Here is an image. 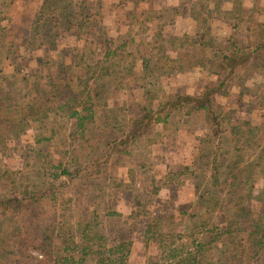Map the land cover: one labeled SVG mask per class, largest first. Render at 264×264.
Instances as JSON below:
<instances>
[{
	"label": "trees",
	"instance_id": "trees-1",
	"mask_svg": "<svg viewBox=\"0 0 264 264\" xmlns=\"http://www.w3.org/2000/svg\"><path fill=\"white\" fill-rule=\"evenodd\" d=\"M224 1L217 0V8ZM120 12L123 18L116 14L123 21L116 16L115 22H122L125 27L123 37L104 38L101 58L83 60L81 56L86 64L83 67H57V79L50 69H45L44 76L38 75L37 70L32 79L14 74L0 82V157L10 155L11 138L25 132L33 122L46 123L48 115L58 114L70 123V131L65 129L60 133L59 127L52 128L38 140V154L49 156V162L36 171V183L23 181L20 189L7 187L12 180L3 183V188L9 190L0 193V218L6 219L0 236V264H139L130 261L131 241L107 242L103 224L119 213L102 214L100 204H92L87 214H77L72 226L61 209L68 210L75 204L77 185L98 179L106 165L120 160L116 159L117 155L133 152L152 131L158 135L170 129L176 117L178 121L201 122L206 143L212 139L231 142L237 159L221 173L216 153L212 151L208 181L218 197L206 207L209 215L199 216L202 226L206 224L207 231L201 237L205 241L194 238L195 243L190 244L188 238L192 233L185 237L186 241L180 240L184 235L164 231L163 215H148L142 237L145 244L153 241L159 251L149 258L157 262L146 261V264H202L204 243L212 245L211 248L219 246L222 254L229 252L233 261L230 264H254L253 260L261 252L264 254V204L252 194L249 180L257 177L254 174L257 170L264 174V87L250 93L246 84L251 73H264V31L256 34L254 31V38L247 41L234 31L223 41L214 42L206 39L208 28L205 27L197 38L185 35L181 41L185 49L176 51L174 59L155 48L164 55L162 63L158 60L161 56L151 59L155 54L151 42L157 44L164 34L163 26L156 33L150 32L151 25H158L157 16L150 15L149 9L134 12L121 8ZM193 12L198 18L196 11ZM131 23L140 27L137 34ZM138 34H142L139 36L144 45L139 50L134 42ZM118 49L133 56L132 59H137L135 56L140 51L141 67L138 70L132 67L133 60L118 67L119 60L112 61ZM194 67L208 74L198 89H193L195 85L170 87L159 97L144 85V79L150 82L157 75L168 78L172 70L183 72ZM110 87L119 93L133 89L142 92L141 101H122L125 119L120 125L113 123L112 112L106 109L104 89ZM96 88L103 90L97 92ZM231 89L238 98L243 93L250 94L255 108L261 111L260 122L237 118L234 108L220 104L219 96L230 97ZM112 128L116 131H111ZM108 131L116 135L105 139L100 148L98 144L107 138ZM53 153L58 154L57 159H51ZM4 173H0V179H4ZM217 205L227 214L219 223L214 217ZM69 214L72 215L70 211ZM188 216L185 220L192 223ZM196 226V233L203 231L199 224Z\"/></svg>",
	"mask_w": 264,
	"mask_h": 264
},
{
	"label": "rangeland",
	"instance_id": "rangeland-1",
	"mask_svg": "<svg viewBox=\"0 0 264 264\" xmlns=\"http://www.w3.org/2000/svg\"><path fill=\"white\" fill-rule=\"evenodd\" d=\"M220 7L217 8V0H0V82L5 78L11 79L14 74L32 79V74L38 73L37 70L40 72L38 75L44 76L45 69H50L57 79V67H83L86 64L82 63L81 56L83 60L101 58V41L104 38L116 40L123 37L125 27L122 22H115L116 16L123 21L121 8L133 9L134 12L149 9L150 15L157 16L159 26L151 25L150 32L156 33L163 26L161 30L164 34L157 44L151 42L150 47L155 53L151 59L154 60L161 56L155 48H160L165 56L174 59L176 51L185 49L181 45L185 35L197 38L205 27L208 28L206 39L214 42H221V37H228L234 31L245 41L254 38V31L255 34L259 30L264 31V0H225ZM115 10L122 18L114 13ZM193 11H196L198 18L193 16ZM131 26L137 34L140 27L134 23ZM142 34L135 36L137 50L144 46L140 41ZM138 54L135 56L137 59H132L133 56L118 49L112 61L119 60L118 67H123L133 60L132 67L138 70L141 67ZM158 60L163 63L164 55ZM113 67L117 66L113 64ZM166 77L157 75L150 82L144 79V85L148 90L156 91L160 97L168 87L176 89L195 85L193 89H198L197 86L207 80L208 74L194 67L186 68L183 72L172 70ZM165 82L168 84L165 85ZM246 87L250 93L263 88L264 73H251ZM96 90L101 92L103 89ZM105 90L106 109L112 112L113 123L120 125L125 119L122 101H141L142 92L133 89L119 93L112 87ZM231 91L230 97L219 96L222 98L220 104L234 108L237 118L252 123L260 122L261 111L255 108L250 94L246 92L238 98L236 94L234 96V90ZM176 119L170 129L158 135L154 131L148 134L147 139L136 146L133 152L117 155L116 159L120 160L106 165L98 179L90 184L77 185L75 204L70 205L68 210L61 209L67 214L72 226L75 225L77 214H87L92 204H100L102 214L119 213L116 218L104 222L102 229L105 230L107 242L112 241L109 244L121 240L131 241L129 258L134 263L157 262L149 258L158 253V247L153 241L145 244L142 237L149 214L163 215L164 231L184 235L180 240L186 241L185 237L192 233L188 238L190 244L195 243L194 238L205 241L201 237L207 231L206 224L202 226L199 216H208L210 211H206V207L211 206L218 197L206 179V167L209 166L212 151L216 153L221 173L237 159V153L228 140L214 139L207 143L203 140L201 122ZM45 120L46 123L33 122L25 132L11 138L10 155L0 157V173L5 171L4 179H0V193L8 189L3 188V183L11 180L7 187L17 189H20L23 181L36 183V171L49 162V156L44 158L38 154V140L42 135L49 134L48 130L52 128L55 130L59 127L60 133L65 129L70 131L69 121L65 122V118H60L58 114H50ZM111 131L116 129L112 128ZM111 131L98 144L100 148H103L105 139L116 135ZM57 156L53 153L51 159H57ZM254 174L257 177L249 180L252 194L264 204V174L258 170ZM219 194L221 198L224 197L222 193ZM211 197H215V200ZM226 215L220 205L215 206L217 223ZM186 216L191 217L193 222L190 219L186 221ZM198 224L203 231L196 233ZM5 225L6 219L1 217L0 236ZM211 247L204 243L200 258L202 264L233 262L229 259V252L222 254L219 246ZM228 249L231 250V246ZM253 262L264 263L263 252Z\"/></svg>",
	"mask_w": 264,
	"mask_h": 264
},
{
	"label": "crops",
	"instance_id": "crops-1",
	"mask_svg": "<svg viewBox=\"0 0 264 264\" xmlns=\"http://www.w3.org/2000/svg\"><path fill=\"white\" fill-rule=\"evenodd\" d=\"M226 37H227V36H226ZM226 37H225V36H224V37H221L220 41H223ZM213 39H215V38H213ZM218 39H219V38H218ZM215 41H216V40H215ZM218 41H219V40H218ZM168 89H170V87L167 88V90H166L167 92H168ZM172 89H173V88H172ZM161 97H162V96H161ZM201 131L203 132V133H202V134H203V139L206 138L205 130L202 128ZM152 132H153V131H152ZM152 132H150V133H152ZM150 133H149V134H150ZM155 134H156V133H155ZM147 135H148V134H147ZM147 135L145 136V138H144L142 141H144V140L147 139V138H146ZM199 138H201V137H199ZM211 141H213V139H212ZM211 149H212V148H210V150H211ZM207 169H208V166L206 167V179L209 180V179H208V172H207Z\"/></svg>",
	"mask_w": 264,
	"mask_h": 264
}]
</instances>
